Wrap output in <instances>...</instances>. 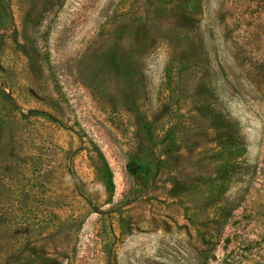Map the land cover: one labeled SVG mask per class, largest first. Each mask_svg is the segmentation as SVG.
Here are the masks:
<instances>
[{"label": "rangeland", "instance_id": "obj_1", "mask_svg": "<svg viewBox=\"0 0 264 264\" xmlns=\"http://www.w3.org/2000/svg\"><path fill=\"white\" fill-rule=\"evenodd\" d=\"M0 264H264V0H0Z\"/></svg>", "mask_w": 264, "mask_h": 264}, {"label": "trees", "instance_id": "obj_2", "mask_svg": "<svg viewBox=\"0 0 264 264\" xmlns=\"http://www.w3.org/2000/svg\"><path fill=\"white\" fill-rule=\"evenodd\" d=\"M98 155L100 156V159H101V161H102V164H103V170H104L105 173H106V176H107L108 182H109L110 185H112V173H111V171H110V169H109V167H108V164H107V162H106L104 156H103L100 152L98 153ZM229 214H230V212H227V213L225 214V216L223 217V220H222L221 225H223V224L226 222V220H227Z\"/></svg>", "mask_w": 264, "mask_h": 264}]
</instances>
